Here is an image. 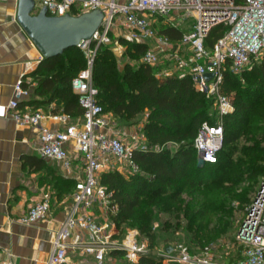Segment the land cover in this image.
<instances>
[{"label": "built area", "instance_id": "1", "mask_svg": "<svg viewBox=\"0 0 264 264\" xmlns=\"http://www.w3.org/2000/svg\"><path fill=\"white\" fill-rule=\"evenodd\" d=\"M34 1V14L41 12L37 4L47 9L48 16L54 17L72 15L74 11L79 15L95 10L104 13L100 28L77 46L87 59V67L72 80L73 92L84 110L79 122L67 123L69 118L62 115L64 126L55 130L44 124L48 116L43 111L28 106L20 108V103L30 95L29 87H25L26 76L17 81L13 99L7 107L17 124L37 131L39 153L43 158L59 163L68 171L72 170L78 156L85 163L84 176L76 183L72 208L52 242L47 264H70L71 252L79 256L72 264H105L108 257L117 252H123L130 263H137L142 254L151 249L139 240L138 231L121 240L112 220L118 212V205L113 200V193L101 184L100 177L111 171L124 175L137 173L133 150L145 146L139 144L137 136L132 137L134 145L128 146L127 136L117 130L110 115L98 103L99 91L93 81L97 51L101 46L111 44V34L117 28L125 30L126 39L147 46L142 60L155 69L157 76H189L199 92L216 102L223 119L234 111L232 98L222 91L224 72L229 70L240 76L264 55V0H243L241 4L236 0ZM190 19H194L192 28L183 34L177 47L156 27L158 21L176 27L177 21L184 23ZM219 25L229 29L212 47H207L206 39ZM182 47L191 48L192 56L185 58L171 49ZM43 60L41 55L38 63ZM208 74L214 77L209 80L206 78ZM223 145V123L204 122L194 140L202 163L215 164ZM51 206L50 194H44L19 222L33 225L44 221L51 213ZM237 244L238 254L227 264H264V179L256 199L247 210ZM170 261L212 264L208 260H194L185 249ZM0 264L14 263L8 259Z\"/></svg>", "mask_w": 264, "mask_h": 264}, {"label": "trees", "instance_id": "2", "mask_svg": "<svg viewBox=\"0 0 264 264\" xmlns=\"http://www.w3.org/2000/svg\"><path fill=\"white\" fill-rule=\"evenodd\" d=\"M242 1L236 0V3ZM78 13L74 11L72 16H78ZM228 29L224 25L213 28L206 46L212 47ZM160 31L170 39L183 36L180 30L172 27ZM118 39L128 44L130 51L137 56H143L147 49L143 43L125 37ZM109 45L98 49L94 61L93 81L99 91L97 101L106 113L113 114L120 122L132 123L148 111L143 127L147 145L133 150L137 173L106 172L101 175L100 182L113 193V200L118 205V212L112 217L116 228L134 220L141 233H146L152 218L146 212L138 215L139 210L146 211L166 201L165 210L176 212L179 218L182 210L180 197L190 187L222 190L242 178L241 169L233 160L232 148L244 134L241 132L243 122L264 124V55L240 76L229 70L224 72L222 91L228 96L233 95L234 111L224 116V145L217 162L199 165L194 140L204 122L216 124L210 115L212 100L194 87L189 76L159 77L143 60L137 64L128 63L121 71ZM86 67L87 59L78 47L66 50L57 58L44 59L31 75L36 83V99L21 102L20 108L29 106L38 110L40 105L61 101L63 113L75 121L83 116L84 110L73 92L72 80ZM25 87L28 88L29 84L25 83ZM260 173L264 172H255L254 176ZM207 174L209 178L204 182ZM60 182L63 189L59 197L69 193L74 186L72 181L60 179ZM199 217V212H192L191 223H196ZM165 261L164 256L148 252L142 254L136 264H166Z\"/></svg>", "mask_w": 264, "mask_h": 264}, {"label": "crops", "instance_id": "3", "mask_svg": "<svg viewBox=\"0 0 264 264\" xmlns=\"http://www.w3.org/2000/svg\"><path fill=\"white\" fill-rule=\"evenodd\" d=\"M18 7L19 0L0 2V263L10 259L14 264H47L52 242L72 208L75 183L84 176L85 163L78 156L72 170L68 171L59 163L43 158L39 153L37 131L17 124L8 113L14 87L22 76H26L30 89V95L24 102L36 99V83L31 75L37 70L42 55L19 24ZM176 23V27L164 21H158L156 25L160 29L176 28L182 35L192 28L191 24V28L186 30V22ZM115 35L120 38L126 34L117 28ZM180 39L171 38L175 47L179 46ZM171 49L185 58L193 54L191 48ZM61 107V101L38 106L37 109L48 116L44 122L47 127L63 128L61 116L65 114ZM108 114L111 122L116 124L113 114ZM67 117V123H72L73 118ZM60 179L73 182L71 194L63 193L59 197L63 189ZM44 194L51 196L48 218L33 225L21 224L19 219Z\"/></svg>", "mask_w": 264, "mask_h": 264}, {"label": "rangeland", "instance_id": "4", "mask_svg": "<svg viewBox=\"0 0 264 264\" xmlns=\"http://www.w3.org/2000/svg\"><path fill=\"white\" fill-rule=\"evenodd\" d=\"M37 9L41 11L44 8L37 4ZM193 21L194 19H190L186 22V30L191 28ZM157 29L160 30L159 25H157ZM113 34L108 48L112 50L121 71L128 63L137 64L142 61V56L132 53L131 47L126 43L119 42L118 37L115 33ZM65 57L67 58L68 55ZM229 96L233 98V95ZM212 104L211 119L216 123L224 124V118L222 119L219 107L214 100H212ZM148 113V111L144 112L132 123L113 119L116 122L117 130L127 136L128 146L134 145L133 136L139 138V144L147 145L143 127L147 122ZM71 121L74 123V120L71 119ZM241 132L244 134L233 144L232 148L233 160L241 169L242 178L239 181L230 183L226 189L215 191L208 190L203 186L190 187L180 197L179 202L182 210L179 218H177L176 212L165 210L166 201L146 211L139 210L138 215L143 212L151 215L152 219L147 224L148 230L146 233H141L134 220H130L118 228L121 240L125 239L129 233L138 231L140 233L139 240L145 242L149 248L152 247L150 251L152 254L164 256L166 264H179L170 260L179 257L184 249L194 260H208L212 264H227L229 260L235 258L238 254V232L264 179V173L254 176L255 172H264V124L250 125L245 121L241 125ZM197 163L203 164L199 154ZM208 178L209 174L204 182H207ZM69 193H72V189L69 190ZM192 212L200 213L196 223H191ZM167 248H172L173 251L167 253ZM206 248H209L208 252H206ZM69 256L70 264L76 263L79 258L78 254L73 252ZM105 264L136 263H130L125 254L121 252L109 256Z\"/></svg>", "mask_w": 264, "mask_h": 264}, {"label": "water", "instance_id": "5", "mask_svg": "<svg viewBox=\"0 0 264 264\" xmlns=\"http://www.w3.org/2000/svg\"><path fill=\"white\" fill-rule=\"evenodd\" d=\"M34 0H19L17 19L21 27L36 45L44 59H54L66 50L77 47L90 39L100 28L104 13L101 10L87 12L79 16L54 17L47 15L44 8L34 14ZM213 74H208L211 80ZM172 248L166 252L171 253Z\"/></svg>", "mask_w": 264, "mask_h": 264}]
</instances>
